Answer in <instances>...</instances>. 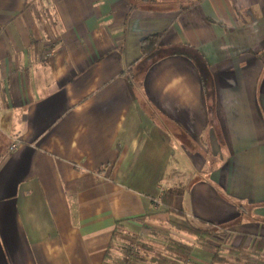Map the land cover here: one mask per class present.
Returning <instances> with one entry per match:
<instances>
[{"label":"crops","instance_id":"obj_1","mask_svg":"<svg viewBox=\"0 0 264 264\" xmlns=\"http://www.w3.org/2000/svg\"><path fill=\"white\" fill-rule=\"evenodd\" d=\"M170 238L264 257V0H0V264H151Z\"/></svg>","mask_w":264,"mask_h":264},{"label":"trees","instance_id":"obj_2","mask_svg":"<svg viewBox=\"0 0 264 264\" xmlns=\"http://www.w3.org/2000/svg\"><path fill=\"white\" fill-rule=\"evenodd\" d=\"M160 38V34H154L142 39V53L144 58H151L154 59V61H157L160 57L163 56L160 53L161 48H159ZM170 49L171 54L187 55L189 58L198 63V65L203 62L202 56L199 54V52L190 46H188L186 51L182 50L180 47L175 46H171ZM157 56L158 58H156ZM181 192V188H171L164 192L163 198L169 197V199H173ZM194 230L199 233H209L211 231L210 229L204 231L203 229L197 228H194ZM191 252L192 247L190 245L183 243L179 240L170 238L168 239L163 251L155 252L151 257L150 262L151 264H184L187 258L190 256ZM244 255L245 256L243 260L245 264H264V257H262L258 253L244 252ZM214 257V259L218 260L224 259L222 256L219 255V252H216ZM215 263L217 262H212V264Z\"/></svg>","mask_w":264,"mask_h":264},{"label":"rangeland","instance_id":"obj_3","mask_svg":"<svg viewBox=\"0 0 264 264\" xmlns=\"http://www.w3.org/2000/svg\"><path fill=\"white\" fill-rule=\"evenodd\" d=\"M135 249V248H134ZM135 250H137V249H135ZM134 250V251H135ZM224 253V252H223ZM136 254V253H135ZM233 255H235V256H237L236 258L239 260V259H241V261H239V262H242V263H244L245 264V262H244V253H239L238 251H233V252H225V256H223L224 257V259H227L228 261H229V264H238V262L236 261V258L235 257H233ZM134 256H136V258H139L138 257V255H133V257ZM135 258V257H134Z\"/></svg>","mask_w":264,"mask_h":264},{"label":"built area","instance_id":"obj_4","mask_svg":"<svg viewBox=\"0 0 264 264\" xmlns=\"http://www.w3.org/2000/svg\"><path fill=\"white\" fill-rule=\"evenodd\" d=\"M19 145H20V141H16V142H14V143L11 145V150H15ZM162 192H163V190H162ZM159 199H160V198H159ZM159 199H156V200H155V203H156V204L159 203Z\"/></svg>","mask_w":264,"mask_h":264}]
</instances>
